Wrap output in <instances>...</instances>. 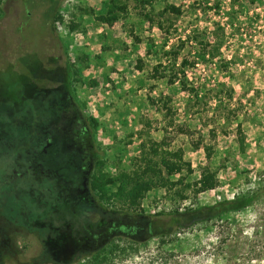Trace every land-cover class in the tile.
Masks as SVG:
<instances>
[{
  "label": "rangeland",
  "instance_id": "374dc122",
  "mask_svg": "<svg viewBox=\"0 0 264 264\" xmlns=\"http://www.w3.org/2000/svg\"><path fill=\"white\" fill-rule=\"evenodd\" d=\"M38 1L0 0V264L93 263L92 255L108 249L100 264H264V192L242 210L187 226H171L167 217L110 213L89 190L93 158L81 149L79 135L87 127L83 114L93 115L99 123L96 146L107 158L118 155L127 163L137 152L140 118L163 120L160 99L170 96L174 118L185 122L187 131H168L172 146L193 168L192 182L206 163V122L216 113L217 134L209 142L215 147L211 164L218 185L200 192L191 205L264 187V0H152L145 10L152 9L156 18L167 16L168 3L183 8V14L172 17L176 30L167 35L139 16L136 0H127L126 14L113 24L82 13L84 29L75 31L63 21L53 23L45 15L47 1ZM103 3L61 0L58 8L66 21L73 4L99 14ZM217 24L224 32L219 50L212 56L213 47H207L205 59L196 56L185 77L198 86L206 104L195 105L178 82L145 77L163 43L177 53V61L194 59L199 47L191 37L197 32L213 42L214 32L220 33ZM148 37L156 55H146ZM77 52L89 56L88 67L83 82H73L75 95L69 97L65 60ZM220 59L226 69H220ZM154 126L150 134L159 139L162 131ZM163 195V188L147 194L142 200L146 214L171 209L172 200ZM188 203L185 199L179 206ZM149 222L170 233L166 242L146 235Z\"/></svg>",
  "mask_w": 264,
  "mask_h": 264
},
{
  "label": "trees",
  "instance_id": "16d2710c",
  "mask_svg": "<svg viewBox=\"0 0 264 264\" xmlns=\"http://www.w3.org/2000/svg\"><path fill=\"white\" fill-rule=\"evenodd\" d=\"M33 1V0H30ZM47 1L48 5L45 10V15L51 18L54 23L56 20L63 21L64 25L69 31H75L83 28V21L81 20L82 13L92 14L93 18L98 23L113 24L115 21L123 18L127 10V0H104L103 10L99 14H95L90 9H86L81 5H72L69 9L70 16L64 21L63 13L59 10L61 0H39L38 2ZM137 5L140 7L139 16L143 20L148 21L150 25H156L162 29L165 34L176 30L172 17H177L183 14V8L180 5L166 4L163 8V13L167 16H161L156 18L153 14V10H145V5L152 6V0H136ZM75 11V12H74ZM79 12V17L78 13ZM164 23H167L164 25ZM214 35V41L203 40L197 32L191 37L192 41L198 44V49L194 54V59H189L186 56H181L177 61V53H174L172 49H165V44H162L161 56H158L159 60H156L154 64L150 65L146 69L145 77L152 80H164L167 84L171 85L176 82L180 84V89L191 94V98L194 100V104L197 105L200 102L206 104L205 100L202 102L201 94L199 93L198 86H193L190 81L185 78L187 69L195 65V57L201 56L205 59V53L207 47H213L211 55L214 56V49L218 51L222 40L219 41V37L224 35L223 27L217 24ZM136 42H142V39L135 35H131ZM188 38H190L188 36ZM150 41V48H147L146 55H156V50H151V46L154 45V40L148 37ZM166 42V41H165ZM68 54V51H66ZM163 57L166 59L162 61ZM136 64L138 69H143L144 65L140 59ZM89 56L84 53L77 52L72 60L69 56L65 60V87L68 89L69 95L65 92V96L73 97L75 95V85L73 82H83L81 74L84 69L88 67ZM220 69L227 68V62L224 59H220ZM155 84H151L150 89L154 88ZM230 98V90L226 93ZM161 104L159 109L164 113L163 120L140 118L142 128L137 131V136L140 139L135 155L131 156L127 163H124L122 157L115 156L109 159L106 156V152L99 150L96 146L95 134L99 123L97 119L91 114H83V118L87 125L79 132L82 141V150L93 158L91 169L88 173L87 183L89 190L94 197L98 205L104 210L115 214H132L137 216L153 217L155 219H162L167 217L171 226H187L200 221H210L230 211L242 210L251 204H253L264 192V187L258 184L256 187L248 188L247 191L234 194L231 198L217 200L211 204H196L193 206L191 203L195 202L197 195L208 189H213L218 185L217 168L212 166L211 160L215 151L213 143L209 140H214L217 134L213 122L216 118V113L209 118L206 122L208 124V140L202 144V138L199 139L195 146L202 144V148L205 153L206 163L200 167L199 178L196 182H192L190 179L193 173V168L190 162L183 158V152L180 149H175L172 146V137L168 129L176 130L179 133H184L186 130L185 122H177L174 118L175 110L171 105L170 96H165L160 99ZM206 102V103H205ZM203 109V108H202ZM194 111V110H193ZM201 111V110H200ZM230 111V110H229ZM232 113V110L229 112ZM228 113V114H229ZM153 123L154 129L161 130L162 134L159 139L154 138L150 131ZM161 123V124H160ZM159 124V125H158ZM158 125V126H157ZM237 130L239 135L237 140L239 148L244 150L245 140L240 132V125L237 124ZM130 136V135H129ZM131 137V136H130ZM131 143V140H127ZM3 163H0L2 166ZM2 167H0L1 169ZM110 168V169H108ZM178 175L177 178H173L174 175ZM163 188L164 197L172 200V207L170 210H158L152 214H146V209L142 206V200L147 194L155 189ZM189 199V203L185 207H180L179 202ZM121 230H124V226L120 225ZM133 229V228H132ZM161 226H157L155 223L149 222L146 225L145 233L147 236L158 235L160 242H166L165 237L170 235L169 232L160 231ZM116 247H118L116 245ZM107 254L104 251L98 252L92 255L93 263L84 261L79 264H100L102 259H107Z\"/></svg>",
  "mask_w": 264,
  "mask_h": 264
}]
</instances>
